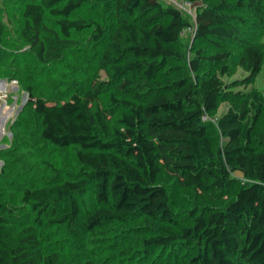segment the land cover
Instances as JSON below:
<instances>
[{
  "label": "trees",
  "instance_id": "obj_1",
  "mask_svg": "<svg viewBox=\"0 0 264 264\" xmlns=\"http://www.w3.org/2000/svg\"><path fill=\"white\" fill-rule=\"evenodd\" d=\"M186 1L201 3L194 40L241 46L237 64L247 77L227 85L221 78L228 72L231 52L204 56L198 49L189 62L192 76L156 86L168 61L181 57L176 46L191 27L178 9L158 0L22 3L19 35L41 67L60 64L78 46L73 34L89 27L96 30L93 39L103 44L86 78L71 82L75 85L67 99L48 102L34 96L32 84L25 86L28 100L14 127H26L28 119H22L30 109L38 119L35 136L40 142L54 149L77 147L79 172L61 177L47 163L35 166L39 184L22 188L16 197L2 189L7 178L2 169L0 264H65L54 247L44 246V227L62 229L80 240L136 218L169 228L142 243L146 248L177 247L175 264H264L263 103L255 90H233L251 84L260 73L264 0ZM95 4L109 8L108 26L78 15ZM236 11H244L245 18ZM4 35L0 15V59L7 54ZM202 62L219 65L218 72L200 73ZM100 72L105 80H100ZM10 73L9 78L20 75L17 70ZM104 96L108 107L101 109L95 103ZM220 101L228 107L216 121L222 142L213 147V125L204 118L213 116ZM118 110L126 112L115 118ZM5 154L1 149L0 159ZM161 170L173 175L180 187L202 193L232 187L236 172L245 181L222 207L192 216L191 225L178 226L169 195L157 183Z\"/></svg>",
  "mask_w": 264,
  "mask_h": 264
},
{
  "label": "rangeland",
  "instance_id": "obj_2",
  "mask_svg": "<svg viewBox=\"0 0 264 264\" xmlns=\"http://www.w3.org/2000/svg\"><path fill=\"white\" fill-rule=\"evenodd\" d=\"M30 0H0L1 21L5 27V35L2 46L7 54L0 59V82H5V91L0 93V115H5L6 120L0 137V149H5L6 158L0 159V173L6 171L7 178L2 183V189L8 194L20 195L22 188L39 184V178L35 173V166L47 163L59 173L61 177H70L79 172V166L75 157L77 147L54 149L40 142L36 136L38 119L32 115L30 109L25 112L24 119L28 124L23 128L14 127L20 111L25 108L28 94L25 91L27 84H32L34 96L41 97L45 101L53 102L65 100L70 95L73 87L72 81H83L90 70L94 68V59L101 49L103 42L94 40L96 33L94 27L73 34L78 45L60 64L53 67H41L30 55L28 47L19 35L21 25V5ZM163 6H173L170 0H158ZM235 3L236 0H227ZM201 3L195 4L187 10H179L185 21L191 24L190 28L183 31L179 44L176 46L180 54L179 59L168 61L166 67L159 73L154 84L162 86L181 77L192 76L189 62L195 52L200 49L204 56L223 51H230L232 56L226 62L228 72L221 78L224 83L231 85L248 76L237 64L242 48L238 44H222L216 47L205 41H196L193 37L195 15ZM174 7V6H173ZM235 14L245 18L244 11H236ZM80 17L92 19L102 28L111 23L110 10L101 4L91 5L83 9ZM258 43L264 46V31L261 33ZM219 65L201 63L200 73H217ZM10 70H17L18 77L9 78ZM9 75H8V74ZM100 80H105V75L99 73ZM233 90H255L262 98L264 110V61L260 73L255 80L246 86L238 85ZM96 106L103 109L108 107V98L101 97ZM92 104V108L96 107ZM228 103L220 101L211 118H204L211 122L213 127L209 131L213 147L219 145L222 140L216 128L218 117L223 114ZM124 110L116 111L117 118ZM16 139V141H14ZM21 145V147H19ZM18 147L16 150L15 148ZM15 150V151H14ZM10 152V153H9ZM46 174V173H45ZM235 184L225 190H211L207 193L199 192L193 188H182L175 177L161 170L157 183L161 185L169 195L171 210L175 213L178 226L191 225L192 216L204 213L207 209L222 207L233 199L239 185L244 183L242 174H232ZM169 229L163 224L146 219L136 218L124 222L114 223L103 230H97L80 240L72 239L62 229L44 227L40 230L44 246L53 248L65 264L82 263L91 260L95 264H175L179 258V249L175 246L146 248L142 239L161 234V229Z\"/></svg>",
  "mask_w": 264,
  "mask_h": 264
},
{
  "label": "built area",
  "instance_id": "obj_3",
  "mask_svg": "<svg viewBox=\"0 0 264 264\" xmlns=\"http://www.w3.org/2000/svg\"><path fill=\"white\" fill-rule=\"evenodd\" d=\"M170 1L172 5L178 10H187V9L192 8L195 5L194 3H191L186 0H170ZM1 84L4 87V91H5V87H6L5 82L4 83L1 82Z\"/></svg>",
  "mask_w": 264,
  "mask_h": 264
},
{
  "label": "water",
  "instance_id": "obj_4",
  "mask_svg": "<svg viewBox=\"0 0 264 264\" xmlns=\"http://www.w3.org/2000/svg\"><path fill=\"white\" fill-rule=\"evenodd\" d=\"M0 111H1V107H0ZM6 116L5 115H0V131L3 129L4 127V123H5V118Z\"/></svg>",
  "mask_w": 264,
  "mask_h": 264
},
{
  "label": "bare ground",
  "instance_id": "obj_5",
  "mask_svg": "<svg viewBox=\"0 0 264 264\" xmlns=\"http://www.w3.org/2000/svg\"><path fill=\"white\" fill-rule=\"evenodd\" d=\"M3 91H4V87L2 86V84H1V82H0V93L3 92ZM2 130H3V129H2ZM2 130H1V131H2ZM1 131H0V137H1V135H2V134H1Z\"/></svg>",
  "mask_w": 264,
  "mask_h": 264
},
{
  "label": "flooded vegetation",
  "instance_id": "obj_6",
  "mask_svg": "<svg viewBox=\"0 0 264 264\" xmlns=\"http://www.w3.org/2000/svg\"><path fill=\"white\" fill-rule=\"evenodd\" d=\"M1 149H2V148H1ZM1 149H0V150H1Z\"/></svg>",
  "mask_w": 264,
  "mask_h": 264
}]
</instances>
